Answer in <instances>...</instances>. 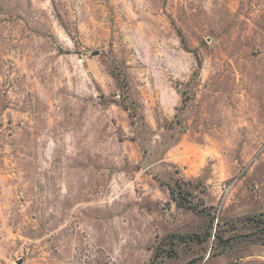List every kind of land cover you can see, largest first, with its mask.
Here are the masks:
<instances>
[{"label":"rangeland","instance_id":"374dc122","mask_svg":"<svg viewBox=\"0 0 264 264\" xmlns=\"http://www.w3.org/2000/svg\"><path fill=\"white\" fill-rule=\"evenodd\" d=\"M262 214L264 0H0V264H264Z\"/></svg>","mask_w":264,"mask_h":264},{"label":"trees","instance_id":"16d2710c","mask_svg":"<svg viewBox=\"0 0 264 264\" xmlns=\"http://www.w3.org/2000/svg\"><path fill=\"white\" fill-rule=\"evenodd\" d=\"M124 106L127 109H129L127 105H124ZM184 184L185 183L182 182V181H177L174 185H168L169 186V190H170V194H171V198L179 206H183V207H186V208H189V209H193V210H196L198 212H203V209L202 208H198V206L195 205L194 202L190 199L192 193L188 190V188L184 187ZM252 220H253L255 225L264 226V214H262L261 216L256 215V216H254L252 218ZM258 232L264 233V227H262V229H260ZM222 241L226 242L227 240L222 239Z\"/></svg>","mask_w":264,"mask_h":264},{"label":"water","instance_id":"95a60500","mask_svg":"<svg viewBox=\"0 0 264 264\" xmlns=\"http://www.w3.org/2000/svg\"><path fill=\"white\" fill-rule=\"evenodd\" d=\"M92 54L93 55L99 54V51L98 50L93 51ZM247 236H249V235H241V236H238V238H244V237H247ZM21 262H22V260H18V263H21ZM152 264H155V260L153 261Z\"/></svg>","mask_w":264,"mask_h":264}]
</instances>
